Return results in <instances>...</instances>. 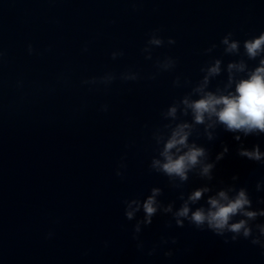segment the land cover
Here are the masks:
<instances>
[{
  "label": "clouds",
  "instance_id": "9594fccd",
  "mask_svg": "<svg viewBox=\"0 0 264 264\" xmlns=\"http://www.w3.org/2000/svg\"><path fill=\"white\" fill-rule=\"evenodd\" d=\"M150 43L160 45L162 42L159 39H153ZM169 43H175L174 40H169ZM224 44H228V51L236 50L238 47L237 42L229 44L227 38L223 40ZM246 53L250 59H255L257 56L264 52V32L260 36L253 40H247L244 44ZM239 67L243 70V65L229 64V69ZM219 72V62L216 66L210 69V73L216 74ZM188 103L187 100L184 101ZM194 112L195 122L201 124L204 122L205 114L209 117L215 116L219 123L225 126V130L229 132L243 131L245 135L252 133L255 130L264 132V59L260 60V66L253 71L247 79H241L236 84L235 94L227 96H216L212 93L206 94L203 98L193 101L190 105ZM176 109H170V115L175 114ZM189 125L181 124L173 131L171 138L168 139L164 145L161 155L164 157L165 162L161 164L159 160L153 161V167L157 171L162 172L168 177L177 176L182 181L188 179L187 172L200 163V158L205 156V150L198 148L195 145L189 146L188 133L185 131ZM211 138V137H209ZM235 139L239 140L237 136ZM187 148L188 150L183 154L174 156L171 154L172 149H176L177 153L181 152V148ZM227 151V148L224 149ZM240 156L247 157L251 160L261 161L262 154L259 151L258 146L254 151L240 150ZM223 153L218 154L217 160L222 159ZM215 167L214 164H205L202 168V175L208 176L211 179V170ZM120 175V173H117ZM233 179H238L234 176ZM257 191H259V183L256 185ZM208 188H202L192 192L188 197V200L195 203L200 200L205 192H208ZM161 190L158 188L152 189V195L148 196L143 202V211L146 214L143 223L150 225L152 223V217L157 212L156 195L160 194ZM132 203L139 204L136 200ZM210 208L207 212L203 208H197L191 214L190 224H194L197 228L203 229V225L207 223L209 229L216 235L223 236L225 229L231 233L240 234L243 230V238H251L253 245H259L264 249V224H257L255 227L258 229V235H253L252 227L246 226L248 220H256L257 217H264V210L261 211H247V207H251L252 201L246 194V190L241 188L233 199H229L226 191H219L217 197H209L207 201ZM258 203H264V200L258 201ZM165 211H171V205H169ZM177 217L189 216L188 203L185 202L180 210L175 214ZM242 215L247 217V220L240 219L239 222L229 224V221L237 216ZM128 219L133 217V212L126 213ZM176 225L183 227V222L179 219L176 220ZM140 227L137 224L135 232H139ZM134 238H137L134 236ZM239 238L238 235L231 237L232 241H236ZM166 242V241H165ZM175 243V240L172 241ZM227 243V239L225 240ZM140 247V245H138ZM151 255V253H149ZM172 253L166 252L165 255L170 256Z\"/></svg>",
  "mask_w": 264,
  "mask_h": 264
}]
</instances>
